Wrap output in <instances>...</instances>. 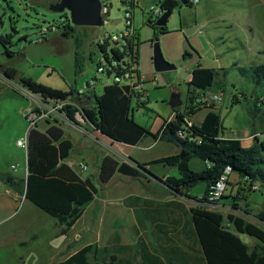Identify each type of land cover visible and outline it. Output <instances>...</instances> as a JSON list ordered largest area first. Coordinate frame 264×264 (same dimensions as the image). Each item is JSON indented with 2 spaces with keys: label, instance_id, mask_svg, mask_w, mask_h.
<instances>
[{
  "label": "rangeland",
  "instance_id": "obj_1",
  "mask_svg": "<svg viewBox=\"0 0 264 264\" xmlns=\"http://www.w3.org/2000/svg\"><path fill=\"white\" fill-rule=\"evenodd\" d=\"M55 2L57 0H0L2 21L0 34L12 35L13 44L10 49L15 53L9 55L5 46L0 44V64L15 67L20 76L66 92L83 90L92 80H97L96 94L100 96L104 85L111 81L98 73V64L102 60V55L96 47V40L106 34H119L123 31L125 27L123 11H119L115 6L110 13L109 21L102 27H75L70 21L68 12L59 13L53 10L52 6ZM149 6L146 0H142L140 7L134 11L137 70L142 78V91L145 94L143 104L136 107L135 102H132V108L136 107L134 120L152 132H157L163 122L171 119L175 112L171 106L175 92L181 94L183 105L178 110L182 112L186 111L189 98L195 97L196 91L190 87L189 77L182 73V69L189 74L199 65L217 71L223 67L228 74L221 89L222 100L216 102L215 107L211 105L210 108L221 116L224 133L238 137L244 148L250 149L257 145L255 137L252 136L250 140L245 139L252 135L255 128L260 131L259 140L264 141V82L256 85L250 75L243 76L238 70L239 66L249 69L253 65L249 56L252 58L254 54H249L242 45H249L250 39L253 38L249 36L250 29L259 33L260 30L264 32V0H199L195 5L181 4L174 9L167 24L162 27L165 30L156 25V18L151 17L148 12ZM217 20L225 21L224 24H232L234 31H228L227 34L219 32L220 30L215 29ZM68 25L73 28L69 36L64 35V27ZM52 26L58 29L49 32L45 42L35 43L41 31L51 30ZM230 32L235 34L231 38H229ZM223 33L227 39L226 44L220 45V42H216L217 45L214 47L213 40ZM156 42L160 44L164 58L175 64L177 70L156 72L154 66ZM255 42V45L260 46V55L253 60L256 64L264 65V40L260 37V42L258 39ZM236 60H239L238 67H233V62ZM37 99L39 96L25 90L18 79H5L0 72V168L10 170L18 176L24 174L26 166V149L18 146V141L26 138V132L31 124L26 115L28 110L35 106ZM255 102L260 106L259 118H256L252 111ZM206 110L207 107L201 108L194 121L200 120ZM87 143L88 147L82 149L78 157L79 161L90 162L87 174L95 176L97 165L90 155L94 154L93 151L99 154L104 150L91 140H87ZM160 148L159 154L170 153L167 144L162 143ZM119 150L122 149L114 147L110 152ZM12 165L16 166V170L11 168ZM201 165V160L191 162L194 171ZM262 167L264 168V164ZM177 171L175 168L176 176H179ZM236 175V173L232 174V178ZM204 190L205 187L199 185L190 192L199 198ZM233 190H237V186L230 188L228 184L226 193L230 194ZM241 193L238 192L235 199H240ZM258 201L261 210L264 208L262 183H260V191L256 192V199H253V202ZM97 203L95 202L88 209L83 219L86 225L95 222L94 217L98 212ZM238 203L235 201V204ZM18 210L20 213L22 205H19ZM39 213L44 218L49 217L43 212L39 211ZM24 214L26 219L30 212L25 210ZM255 222L264 228V223L257 218ZM37 224L23 230L33 229L35 232L40 228V223ZM126 224L127 222L124 223ZM95 229L93 228L89 237L91 241L96 239ZM23 230L20 224L13 225L12 222L0 224V264H24L19 260L24 253L23 247L2 244L5 236L9 237L10 233L18 231L24 232ZM254 243L255 241H252L250 245L253 246ZM91 262L95 263L93 259ZM25 264L31 263L27 261Z\"/></svg>",
  "mask_w": 264,
  "mask_h": 264
},
{
  "label": "trees",
  "instance_id": "obj_2",
  "mask_svg": "<svg viewBox=\"0 0 264 264\" xmlns=\"http://www.w3.org/2000/svg\"><path fill=\"white\" fill-rule=\"evenodd\" d=\"M181 5L171 0L165 1L167 11H174ZM2 21L0 20V24ZM73 28L64 27V35H71ZM162 30H165L161 27ZM1 43L9 55L12 35H1ZM0 72L8 80L18 79L21 85L30 93L46 100L72 101L79 103L78 91H62L45 86L41 83L19 75V71L10 65L0 64ZM243 75H250L256 85L264 82V65L252 66L249 69L239 68ZM216 72L199 65L192 71L189 82L193 90L206 91L212 87ZM97 103L88 106H67L68 118L76 120V113L81 112L84 120L97 128L104 136L116 142L137 145L146 137L160 139L177 146H183L180 154H173L150 163L139 164V167L154 164H166L176 167L179 177L168 176L164 184L172 191L182 194L190 188L205 183L206 195L199 199L200 205L191 209L192 232L201 248L203 264H264V228L249 222L244 216L210 210L202 204L210 187L220 175L230 167L232 174L236 173L248 181L260 182L264 185V141L255 137L257 145L246 149L239 139L224 137V129L219 114L209 112L201 126L188 127L186 115L177 112L174 119L166 121L156 132L152 133L146 127L137 123L132 117L134 109L131 106V96L127 87L116 84L105 85L103 93L94 96ZM190 99H194L191 97ZM177 111L178 109H174ZM42 123V124H41ZM42 125L45 127L42 128ZM188 128L189 137L183 139L178 131ZM28 178L26 198L42 211L55 218L64 226L63 234L76 224L83 216L86 208L95 200L98 188L91 178L83 180L67 163L74 148V143L66 136L64 128L50 120L42 121L28 131ZM192 137L193 140L189 138ZM192 159H200L208 164L203 171L191 169ZM137 177L140 173L115 157L108 155L102 159L99 169V180L108 183L116 173ZM10 187L16 185L13 177L5 179ZM236 198V197H235ZM238 205L235 204V208ZM264 223V211L256 217ZM240 235L256 239L257 244L251 246ZM142 264H163L155 255L142 253ZM91 259L95 263L91 262ZM65 264H123L110 248H100L90 244L66 260Z\"/></svg>",
  "mask_w": 264,
  "mask_h": 264
},
{
  "label": "crops",
  "instance_id": "obj_3",
  "mask_svg": "<svg viewBox=\"0 0 264 264\" xmlns=\"http://www.w3.org/2000/svg\"><path fill=\"white\" fill-rule=\"evenodd\" d=\"M223 22L225 21L217 20L215 22V29L220 30L219 32H226V34L228 31H234L232 24H224ZM230 33L231 35L229 38L235 35L234 32ZM249 36H252L254 39L251 38L249 45H242V47L245 48L249 54H254L252 58L249 56L250 63H253V65L250 66L252 67L260 65L256 64L253 60L254 57L260 55V46L258 44L255 45V41L258 39L260 42V37L264 40V32L260 30L259 33L254 29H250ZM216 42H220V45H225L227 42L225 33L213 40L212 43L214 47L217 45ZM217 60L220 61V59ZM238 61L236 60L233 62V67H238ZM239 68L242 67L239 66L238 70ZM213 70L216 72L213 86L206 91L195 90V97L194 99L189 98L186 111L174 110L175 112L172 118H169L167 121L174 119L177 112H181L186 115L185 120L187 122L195 126H201L207 114L209 112H215L213 108H210L211 105L215 107L217 104L213 101L212 97L213 95L223 96V90L221 89L228 71L223 67L220 71ZM192 71L189 74L187 73L186 76L189 77V82L192 78ZM204 107H207V110L202 118L194 121L197 117V112ZM252 111L256 118L260 117V106L258 103L255 102ZM134 115L135 110L132 113L133 118ZM56 121L64 128L66 136L74 143V148L70 157L66 160V163L83 180L91 178L98 188V194L95 200L86 208L83 216L67 234H63L62 231L64 226L59 224L55 218L42 211L26 198L28 178L27 150L24 174L18 176L13 174L10 170H2V168H0V224L3 222H12L13 225L20 224L22 230L29 226L33 227L34 225H38L37 223H40V228L42 227V229L39 228L35 232H33V229L23 230L24 232L18 231L17 233H10L8 235L9 237L5 236L3 238L4 243L2 244L5 246L19 245L24 248V253L19 257L20 262L24 264L27 261L31 264H65L67 259L85 246L97 244L100 248H110L113 254L117 255L123 264H142V253L147 256H157L159 261L163 264H203L201 248L191 230V209L200 205L199 199L206 195L207 185L205 183L196 185L205 187L203 195L199 198L191 194V190L196 186L182 194H178L169 189L164 182L153 179L146 170L139 167L141 163H150L151 161L175 154L178 148L177 145L149 136L144 138L137 145L132 146L111 140L86 121L81 123L76 121L77 123H75V121L68 119L62 122L58 120H53L52 122ZM165 122L166 121L163 122L162 126ZM44 127L45 125H42V128ZM28 131L29 129L26 132V137L28 136ZM258 133H260V131L255 128L252 135L245 137V139L250 140L252 136L254 137V135ZM224 137L227 139L238 138L226 132L224 133ZM87 140H91L104 150L100 151L99 154L96 153L97 151H93L94 154L90 155L92 161L97 165L95 176L87 174L90 169V162L87 160L79 161L78 157L82 149L88 147ZM162 143L167 144L170 149L169 154H159ZM114 147H119L122 150L117 152L113 151V153L110 152ZM74 154L75 158H73ZM108 155L115 157L120 163H124L136 169L140 175L134 177L118 172L108 183L102 184L99 180L100 164L102 159ZM193 160L200 159H192L191 162ZM201 162L202 165L196 170L198 172L208 167L205 161L201 160ZM81 165H86L87 169L82 170L80 167ZM146 168L150 173L162 180L168 176L179 177L176 176L175 173L176 167H170L166 164H154L146 166ZM8 176L14 178L16 182L15 186L10 187L6 184L5 179ZM234 185L237 186V190H233L230 194H225V197L219 201V208L217 211L224 215L234 214L244 216L249 222L256 223L255 219L257 215L264 211V208L260 210L259 201L253 202V199H256V192L260 191V182L252 183L237 174L234 178L231 177L229 182L230 188ZM253 187H256V189ZM238 192L242 193L239 195L240 199L237 200L235 196ZM235 201L239 202L237 208H235ZM95 202H98V212L94 217L95 222L92 221L89 225H86L83 223V219L88 209H90ZM19 205H22L20 213L18 210ZM25 210H27L28 213L30 212V215L26 217V219L24 218L26 215L24 214ZM37 210L48 215L51 219H46L49 218L47 216L46 218L42 217ZM125 222H127L126 225H124ZM92 226L94 229L96 228V239L94 241L89 240L93 231ZM240 237L248 244L252 241H255L254 245L257 244L256 239L251 240L249 239L250 237L245 235H240ZM58 258H63V260H57Z\"/></svg>",
  "mask_w": 264,
  "mask_h": 264
},
{
  "label": "built area",
  "instance_id": "obj_4",
  "mask_svg": "<svg viewBox=\"0 0 264 264\" xmlns=\"http://www.w3.org/2000/svg\"><path fill=\"white\" fill-rule=\"evenodd\" d=\"M99 1L102 6L101 14L104 18V22L107 23L109 21L112 9L117 6L119 11H123L125 27L119 34H106L96 40V47L102 55V60L98 64V73L103 74L107 77L108 80L111 81L110 83H106L105 85L116 84L120 87H127L131 96V106L132 102H135L136 107H138L139 105L144 103L145 94L142 91V78L140 77V74L137 70V35L134 28V11L136 8L140 7L142 0ZM165 1L168 0H146L147 4H150L149 10L147 9L149 14L151 15V17H155L157 21L167 11V9L164 7ZM171 1L182 4L180 0ZM198 3L199 0H190L189 5H195ZM57 29V27L54 28V26H52L51 30H42L35 43H43L47 39L46 36L49 34V32L56 31ZM96 85L97 80H92L87 84L85 89L78 91V96L80 98L79 103L72 101H56L50 99L46 100L39 96L40 98L36 100L35 106L30 108L26 115L31 123L30 128L35 127L40 122L47 120H58L60 122L65 120L67 121L69 118L67 115L66 107H80V102L85 99L86 95L94 98V96L96 95ZM212 98L215 102H220L222 100L221 95H213ZM136 107L132 109H135ZM75 115L76 120L79 123L85 122L81 112H77ZM186 123L188 127L192 126L191 123L187 121ZM178 136L183 139L189 137L188 128L185 126L184 128L180 129L178 131ZM258 136L259 134L254 135V137ZM189 139L193 140L192 137H190ZM18 146L27 150V137L25 138V140H19ZM80 167L82 170L87 169L86 165H81ZM12 168L15 169L16 167L12 166ZM231 177L232 170L230 167H226L218 180L210 187V190L208 191L206 196V200L202 205L210 210L217 211V209L219 208V201H221L225 197ZM253 188L256 189V187Z\"/></svg>",
  "mask_w": 264,
  "mask_h": 264
},
{
  "label": "water",
  "instance_id": "obj_5",
  "mask_svg": "<svg viewBox=\"0 0 264 264\" xmlns=\"http://www.w3.org/2000/svg\"><path fill=\"white\" fill-rule=\"evenodd\" d=\"M182 5H189L190 0H180ZM53 10L59 13L68 12L70 14V21L75 27H102L104 26V18L101 14V3L99 0H57L52 6ZM172 11H166L160 19L157 21L156 25L164 27L169 17L171 16ZM154 66L155 70L158 73H165L170 71L177 70V66L173 63L168 62L162 53L160 44L158 42L154 45ZM182 73H187L182 69ZM97 103L96 98H91L88 95L85 96V99L80 102L81 106L94 105ZM183 105L181 100L180 93H174L172 96L171 106L174 109H178ZM75 123H77L75 121ZM184 150L183 146H178L175 154H180ZM146 170L153 179L163 182L162 179L156 175L150 173L146 167H142Z\"/></svg>",
  "mask_w": 264,
  "mask_h": 264
}]
</instances>
